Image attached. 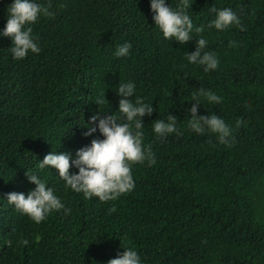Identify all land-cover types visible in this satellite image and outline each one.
Wrapping results in <instances>:
<instances>
[{
	"label": "trees",
	"instance_id": "16d2710c",
	"mask_svg": "<svg viewBox=\"0 0 264 264\" xmlns=\"http://www.w3.org/2000/svg\"><path fill=\"white\" fill-rule=\"evenodd\" d=\"M37 2L53 13L31 26L39 53L13 60L11 38L0 37V264H107L129 247L142 264H264V0H189L193 25L203 30L184 45L154 28L149 0ZM10 3L0 0V30ZM211 6L232 8L241 23L208 28ZM200 36L204 51L218 57L215 71L184 58ZM125 41L129 55L114 57ZM127 81L154 109L142 117V144L156 158L150 167L131 166V192L108 202L85 199L55 169L36 168L52 151L74 156L102 139L99 131L84 135L89 118L118 111L115 88ZM199 88L224 98L201 100L197 114L225 117L231 143L187 128ZM168 114L179 134L155 138L151 124ZM26 171L68 211L36 224L8 205L7 193L35 188Z\"/></svg>",
	"mask_w": 264,
	"mask_h": 264
},
{
	"label": "clouds",
	"instance_id": "9594fccd",
	"mask_svg": "<svg viewBox=\"0 0 264 264\" xmlns=\"http://www.w3.org/2000/svg\"><path fill=\"white\" fill-rule=\"evenodd\" d=\"M152 22L155 29L165 40L178 41L180 45L193 40V32L199 34L202 27H194L189 10V0H177L175 6L167 0H149ZM214 13L207 27L224 31L233 24H240L238 13L230 7L208 8ZM6 23L0 30V37H10L11 47L8 51L13 60H23L28 54L39 53L37 38L32 35V25L42 16L51 17L53 13L49 6L38 3L37 0H11L6 6ZM243 27V25H242ZM196 47L191 53H185L188 64L202 66L203 72L215 71L219 60L214 52L204 51L207 41L200 36L195 40ZM131 44L125 41L116 46L114 57H127ZM115 92L118 100V111L112 115L100 117L94 114L86 125L85 136L99 131L102 139H92L90 144L78 149L73 156L69 152L52 151L46 154L42 161L37 162L36 168L43 170L49 167L57 172V176L64 181L66 187L76 193H82L85 199L98 198L99 202H108L131 192L134 181L131 174L133 164H143L150 167L156 163V158L149 145L142 144L144 125L142 117L152 115V104H147L139 96H135L136 86L132 81L119 82ZM134 96V100L129 99ZM223 97L211 90L199 88L192 97L195 101L187 110V128L196 134L205 131L218 133L221 140L232 142L233 126L223 116L218 114L198 115L201 100L210 105L223 101ZM97 100V104H100ZM236 123H242L238 119ZM177 118L168 114L166 119H156L151 124V132L155 138L164 139L169 134H179ZM70 168L78 169L70 173ZM29 182L35 188L27 194L11 192L6 194V203L15 211L26 215L36 224L41 223L51 212L68 209L61 199L54 193L53 188L47 186L35 172L26 171ZM4 202V200H0ZM27 244L26 240L21 241ZM107 264H142L140 256L133 248H124L117 258L110 259Z\"/></svg>",
	"mask_w": 264,
	"mask_h": 264
}]
</instances>
